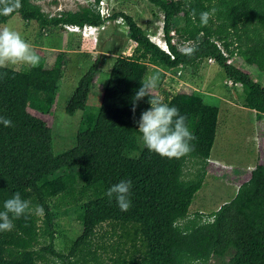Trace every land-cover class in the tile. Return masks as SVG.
I'll list each match as a JSON object with an SVG mask.
<instances>
[{"label":"trees","instance_id":"1","mask_svg":"<svg viewBox=\"0 0 264 264\" xmlns=\"http://www.w3.org/2000/svg\"><path fill=\"white\" fill-rule=\"evenodd\" d=\"M36 1L21 0V9L0 16V26L14 15L23 22H34L40 31L62 25L96 28L119 18L135 45L125 58L100 130L94 129V121L91 126L84 124L74 145L58 155L46 149L44 123L29 114L26 105L38 94L46 96L48 103L52 100L59 63L52 75L43 74L39 67L0 69V117L13 122L12 127L0 124V210L16 192L44 209L41 219L30 214L14 220L12 231L0 232V264H206L210 259L224 264H264V166H254L248 180L219 210L211 229L187 228L180 223L203 174L196 172L192 180H181L180 174L189 159L199 165L206 162L215 120L207 117L191 125L196 97L175 94L163 98L187 118L196 137L191 154L167 159L136 144L141 135L137 121L149 108L148 97L138 101L132 111L133 97L148 70L140 61L152 55L166 69L194 68L204 59L212 60L227 80L240 87L242 107L264 115V87L228 63L237 56L264 72V0H191L190 7L185 6L186 0H145L161 13L167 52L153 44L129 16L113 13L101 18L95 9L98 0L54 16L44 13ZM192 9L196 10L195 21L190 16ZM212 9L215 14L201 27L200 13ZM178 16L183 19L182 36L196 49L191 56L171 42L172 21ZM98 63L97 57L77 80L73 96L89 87ZM72 98L66 103L67 113H72ZM70 168H75V174L67 172ZM129 179L131 207L122 212L105 193ZM78 181L83 185L82 196L94 190L85 202L82 231L74 240L65 241L67 246L61 251H55L54 217L47 204L71 196Z\"/></svg>","mask_w":264,"mask_h":264},{"label":"rangeland","instance_id":"2","mask_svg":"<svg viewBox=\"0 0 264 264\" xmlns=\"http://www.w3.org/2000/svg\"><path fill=\"white\" fill-rule=\"evenodd\" d=\"M91 1L38 0L35 3L52 16L58 10L76 11ZM97 6L102 8L104 17L113 13L129 16L153 44L167 52L161 33V13L145 0H98ZM2 26L20 32L32 45L40 56L38 67L43 74L52 75L54 66L59 63L52 100L48 103L46 96L38 94L33 95L26 105L27 112L44 123L46 149L53 155L70 149L80 128L84 124L91 126L92 121L94 129L100 130L125 58L130 56L135 45L125 23L118 18L97 29L86 28L84 34L82 31L71 33L63 25L40 31L34 22H23L14 15ZM182 30L183 19L178 16L172 21L170 35L171 42L180 51L190 45L182 36ZM97 57L99 63L92 83L73 96L77 80ZM140 62L148 68L145 77L158 75V96L187 94L197 98L191 108V125L207 117L215 120L214 138L206 162L199 165L194 159H189L180 174L181 180H192L198 171L203 174L200 188L191 198L180 224L190 229H211L219 210L231 200L237 187L248 180L254 166H264V115L242 107L240 87L228 84L222 71L211 60L204 59L194 68L182 66L173 69L163 67L152 55ZM228 63L249 71L237 56L230 57ZM20 68L8 67L16 71ZM250 77L264 87V74L254 73ZM71 98L72 113H67L66 103ZM139 137L136 144L141 148L143 144ZM67 172L75 174L76 170L70 168ZM82 188L78 181L71 196L48 201L55 223V251H61L64 245L67 246L65 241L74 240L82 231L86 218L85 202L94 191L89 190L82 196ZM37 217L41 219V215ZM46 258L48 263L52 262L51 258ZM206 264L224 262L210 259Z\"/></svg>","mask_w":264,"mask_h":264},{"label":"clouds","instance_id":"3","mask_svg":"<svg viewBox=\"0 0 264 264\" xmlns=\"http://www.w3.org/2000/svg\"><path fill=\"white\" fill-rule=\"evenodd\" d=\"M190 3L191 0H186L185 6L190 7ZM21 8V0H0V16L10 15ZM215 11L212 9L200 13L201 27L208 25ZM190 16L193 21L196 20L195 9L191 10ZM195 50L194 47L182 49L183 53L188 56H191ZM39 63L40 56L20 32L7 26H0V69L15 66L36 68ZM158 80V75H147L133 97V113L137 102L148 97L149 108L141 113L137 121L138 131L141 134L139 139L150 153L161 158L179 159L194 151L192 141L196 137L189 130L186 124L187 118L180 114V110L164 103L163 98L157 95ZM0 124L4 127L13 126V122L5 117H0ZM131 187L130 179L121 180L109 187L105 195L110 200L114 198L119 209L126 212L131 207ZM30 214L44 215L43 206L32 205L30 200L22 199L19 192L14 193L10 199L4 201L3 210H0V232L12 231L15 227L14 220L21 217L26 219Z\"/></svg>","mask_w":264,"mask_h":264},{"label":"built area","instance_id":"4","mask_svg":"<svg viewBox=\"0 0 264 264\" xmlns=\"http://www.w3.org/2000/svg\"><path fill=\"white\" fill-rule=\"evenodd\" d=\"M93 3V0L91 1ZM98 15L101 17V18H108L109 16L107 15L106 17H104L103 15V11H102V8H98V6L95 7ZM59 11V10H58ZM58 11H56V13H58ZM60 12V11H59ZM54 16V15H52ZM64 26V29L71 32V33H76L78 31H82V33L84 34V30L87 28V29H92L90 26H82L81 28L77 27V26H74V25H63Z\"/></svg>","mask_w":264,"mask_h":264},{"label":"crops","instance_id":"5","mask_svg":"<svg viewBox=\"0 0 264 264\" xmlns=\"http://www.w3.org/2000/svg\"><path fill=\"white\" fill-rule=\"evenodd\" d=\"M2 26V25H1ZM102 26V25H101ZM94 28V27H93ZM94 29H97V27L96 28H94ZM132 40V39H131ZM233 57V56H232ZM239 58V57H238ZM208 61H209V59H207ZM212 61V60H211ZM213 62V61H212ZM242 63L246 66V68L249 70V71H245V72H247L249 75H252V74H256V75H258V74H260V75H263L264 74V72H260V71H258L256 68H254V67H252V66H248L247 64H245L243 61H242ZM179 67H182V66H179ZM237 68V67H236ZM255 71H252V69ZM226 79V78H225ZM253 80V79H252ZM226 81L228 82V84H231V82L229 81V80H227L226 79ZM254 82H256V80H253ZM257 83V82H256ZM260 83V82H259ZM248 110V109H247ZM251 111V110H250ZM254 112V111H253Z\"/></svg>","mask_w":264,"mask_h":264},{"label":"bare ground","instance_id":"6","mask_svg":"<svg viewBox=\"0 0 264 264\" xmlns=\"http://www.w3.org/2000/svg\"><path fill=\"white\" fill-rule=\"evenodd\" d=\"M91 28H93V27H91ZM94 29V28H93ZM158 45H159V43H158Z\"/></svg>","mask_w":264,"mask_h":264}]
</instances>
